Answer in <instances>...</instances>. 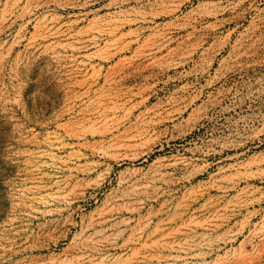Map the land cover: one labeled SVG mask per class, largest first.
<instances>
[{
  "label": "rangeland",
  "instance_id": "1",
  "mask_svg": "<svg viewBox=\"0 0 264 264\" xmlns=\"http://www.w3.org/2000/svg\"><path fill=\"white\" fill-rule=\"evenodd\" d=\"M0 264H264V0H0Z\"/></svg>",
  "mask_w": 264,
  "mask_h": 264
},
{
  "label": "bare ground",
  "instance_id": "2",
  "mask_svg": "<svg viewBox=\"0 0 264 264\" xmlns=\"http://www.w3.org/2000/svg\"><path fill=\"white\" fill-rule=\"evenodd\" d=\"M176 10H177V9H176ZM168 13H169V12H168ZM154 18H155V17H154ZM127 19H128V18H127ZM123 22H124V21H123ZM82 262H83V261H82ZM82 262H81V263H82Z\"/></svg>",
  "mask_w": 264,
  "mask_h": 264
}]
</instances>
